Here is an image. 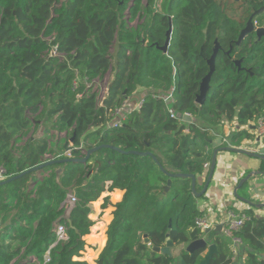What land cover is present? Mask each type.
I'll use <instances>...</instances> for the list:
<instances>
[{"label": "trees", "instance_id": "1", "mask_svg": "<svg viewBox=\"0 0 264 264\" xmlns=\"http://www.w3.org/2000/svg\"><path fill=\"white\" fill-rule=\"evenodd\" d=\"M231 1L243 7L237 18L230 16ZM263 5V0H146L145 5L143 0H0V182L45 163L46 155L65 159L44 140L14 146L30 126L29 115L54 119L58 132L75 135L71 159L107 145L149 152L169 174L202 176L216 149L210 131L219 129L223 119L242 127L264 118V38L257 41L251 33L236 45L248 19ZM127 14L142 23L128 28ZM170 22L163 54L159 48ZM253 23L264 27V12ZM215 41L219 50L210 89L204 104L197 105ZM54 49L60 58L50 54ZM109 71L107 94L98 105L88 85ZM138 91L144 96L141 108L125 112L118 128H108ZM151 93H171L173 101L167 106ZM185 114L193 123L182 121ZM55 167L62 173L57 175ZM47 170L42 179L32 172L0 185V264H87L73 258L84 250L93 226L90 205L107 182L108 192L117 189L124 195L115 205L96 264H174L152 249L167 240L185 245L203 235L195 227L204 216L196 209L191 181L172 179L164 193L168 177L151 157L102 148L85 164ZM69 195L77 199L69 213L72 229L61 220ZM242 214L247 221L234 236L251 250L248 264H264L257 258L264 254V219L250 210ZM58 225L66 228L64 240L56 238ZM221 242L215 240L217 252L209 264L231 263V247ZM201 253H183L182 258L198 264Z\"/></svg>", "mask_w": 264, "mask_h": 264}, {"label": "crops", "instance_id": "2", "mask_svg": "<svg viewBox=\"0 0 264 264\" xmlns=\"http://www.w3.org/2000/svg\"><path fill=\"white\" fill-rule=\"evenodd\" d=\"M139 99L143 96L142 91H138ZM133 97L127 98L124 102V107L121 109L118 115L113 117L107 127H113L115 123L121 122V117L123 114L129 110H132L136 105ZM185 122V121H183ZM187 123V122H186ZM256 123L251 122L247 126L237 127L235 122H227L222 120V126L216 129L214 132L210 131V135L214 137L212 141V147L218 148L222 146L230 147L233 149H242L247 152L257 153L264 156V139L259 138L256 132ZM235 135L234 139L231 137ZM61 138L64 135L58 134ZM62 136V137H61ZM226 142L223 143V140ZM209 167L206 168L204 174L197 178L196 186H198L197 191H201L207 178ZM262 171L264 172V161L261 159L252 158L249 155H244L238 152L224 151L217 155V163L213 178L209 184L208 190L204 196L201 198H196L195 202L196 209L203 213L204 218L212 222V228H210L211 237L216 240L224 241L219 246L229 245L233 252H238L239 248H243L241 244L236 248L230 237H225L224 228L220 229L221 233L216 234L215 229L219 225H224L229 212L240 213L245 210H250L253 212L255 218L264 219V178L261 180L252 179L251 184L253 185L254 192L249 195L248 200H251L255 205H260L256 207H249L240 201L235 200L232 195V189L239 183V181L250 172V171ZM62 173V170H61ZM110 183H105V192L90 205V213L88 216L89 221L93 223L90 229V234L84 237V250L80 252L79 257L73 258V261L85 262L87 264H96L98 256L105 248L107 243V229L113 219V212L115 211V205L120 203L124 191L113 190L108 192L107 188ZM244 187V186H243ZM243 187L238 191V194L244 198L246 190ZM106 201V202H105ZM231 210V211H230ZM203 235H201L202 237ZM207 237V236H206ZM184 245L183 248H185ZM175 252L181 253L183 250L179 246H173ZM225 249V247H223ZM206 251L200 254V260L205 256ZM234 255V254H233ZM264 255V254H261ZM241 256V255H240ZM235 257V261L239 264L243 261V257ZM243 256V255H242ZM180 258L176 259V262ZM234 259V258H233ZM175 264V260H174Z\"/></svg>", "mask_w": 264, "mask_h": 264}, {"label": "water", "instance_id": "3", "mask_svg": "<svg viewBox=\"0 0 264 264\" xmlns=\"http://www.w3.org/2000/svg\"><path fill=\"white\" fill-rule=\"evenodd\" d=\"M237 1V0H236ZM264 3V0H263ZM264 12V5L261 9H259L258 11L254 12L253 15L248 19L247 24L245 26V28L241 31L238 40L236 42V45H240L242 40L245 38L246 35L254 33L257 41H260L262 38H264V27H255L254 23H253V19L255 16L260 15L261 13ZM172 34V25L171 22L169 24V29L166 32V36H165V42L164 45L162 47H157L159 48V50L163 53V54H167V50L169 47V43H170V37ZM219 50V45L218 43L215 41V46L213 49V53L210 57V59L207 61V65H208V73L207 75L202 79L200 85H199V93L196 95L195 98V103L197 105H203L207 96V93L209 92L210 89V80L211 77L215 71V59L217 56ZM235 64L237 66H239V62H235ZM182 120L187 122V123H193V120L191 119V117H185L184 115L182 116ZM75 136V135H74ZM74 136L71 138V142H73L74 140ZM102 148H107V149H112L115 150L119 153H123V154H132V155H136V156H140V157H151L159 166V169L162 171V173L164 175H166L168 177L167 183L166 185L163 187L164 193L169 191V188L171 186V180L172 179H189L191 181V193L194 195L195 198H201L202 196L205 195V193L208 190L209 184L213 178V174L215 172V168H216V163H217V155L221 152L224 151H232V152H238L244 155H249L252 158L255 159H261L264 161V156L257 154V153H251V152H247L244 151L242 149H233L230 147H218L214 150L213 155H212V159H211V163L209 165V170L207 173V178L206 181L204 183V186L202 188V190L200 192L196 191V183H197V178L193 175H188V174H169L167 173L161 166L160 164L156 161V159L153 157V155L149 152H145V153H139V152H123L120 151L118 148L112 147V146H107V145H101L98 147H94L92 149H89L87 151H85V156L80 158V159H71V158H66V159H58V160H52V161H48L46 163H43L39 166H36L32 169H29L27 171H24L22 173H20L19 175L12 177L6 181H1L0 185L9 183L11 181H14L16 179H19L21 177H23L24 175H27L29 173L32 172H37L39 170H42L44 168H47L49 166L52 165H62V164H68V163H80V164H85L90 156L92 154H94L95 152L101 150ZM60 170L56 171V174H59ZM264 178V172L262 171H250L245 178L241 179L239 181V183L232 189V195L235 198V200L240 201L241 203L249 206V207H258L260 205H255L254 203L251 202V200H248L244 197H242L241 195L238 194V191L243 187L246 186L248 188V192L249 193H253L254 192V188L253 185L251 184L252 179H256V180H261ZM67 200V199H66ZM63 208V205H62ZM61 220H64L67 225L69 226V228L72 229V225H71V221L69 218V214H65L63 217H61ZM223 224L219 225L216 229H215V233L216 234H220L221 231L220 229L223 228ZM169 227H171V225H169ZM211 229H207L204 233L203 236L201 237V239L190 242L185 244L186 247H184V245H179V247L181 248L180 250H183L181 253L175 252V249L173 248V244L170 240H167L165 245L161 248H153L152 250L158 254H162V255H166L169 258H172L175 260V264H187L185 262V260L182 258V254H189L192 255L194 252H196L197 250H201V252H205L206 254L203 257L202 260L199 261L198 264H209L210 261L212 260L214 254L217 252V248H216V244L215 242V238L209 236L208 234H210ZM207 236V237H206ZM168 237V236H167ZM146 243L147 240H146ZM249 252H251V250H249ZM180 258L178 262H176V259ZM232 264H237V263H232ZM243 264V263H240Z\"/></svg>", "mask_w": 264, "mask_h": 264}, {"label": "rangeland", "instance_id": "4", "mask_svg": "<svg viewBox=\"0 0 264 264\" xmlns=\"http://www.w3.org/2000/svg\"><path fill=\"white\" fill-rule=\"evenodd\" d=\"M227 3L229 5L230 9L232 10V14L230 16L233 18H237V16L243 11V7L241 8V6L239 4H236L232 1L227 2ZM145 4H146V0H143V5H145ZM259 19L261 20L262 17H259ZM125 21H126V25L128 26V28L135 29L138 25H140L142 23L143 20L141 18L136 19V20H130L129 15L127 14ZM254 25H255V23H254ZM50 54L53 56H57L59 58L61 57L60 55H54L53 50L51 51ZM111 73L112 72L109 71L107 74L104 75L103 78H101L100 80H96V82L92 85V92H94L96 95V102L98 105H101L103 98L107 94V87H108L110 80L112 78ZM139 96H140L139 93L135 92L131 97H133L135 100H137V99H139ZM123 107H124V103L122 104V106L119 110H121ZM39 110H40V108H39ZM28 119L30 121V126L28 127V129L26 130V132L23 135L18 137L19 141L14 144L15 147L21 146L22 144H24L29 139L36 140V141L44 140L47 143L48 149L57 152V154H60L59 156H61V157L64 156L65 159L71 158L70 157V149L73 147V145L71 142L70 135H68L66 132H58L57 129H55L52 125V123H53L52 121H54V119H52L51 121H47V120L39 121L38 117L33 116V115L32 116L29 115ZM58 134L64 135V138L60 139V136ZM82 156L83 157L85 156L84 151H83ZM52 160H56V159H54L50 155L45 156L46 162L52 161ZM61 169L62 168L55 167L53 169V171L56 172L57 170H60L59 174H61ZM50 172H51V170H47L45 172L42 169V170L35 172L34 175L36 178L42 179L45 176H47ZM59 174H57V175H59ZM245 188H246V186L243 187V189H245ZM196 189H198V186H196ZM245 196L247 197L246 199L249 198L247 190L245 192ZM65 202L63 203V206L65 205Z\"/></svg>", "mask_w": 264, "mask_h": 264}, {"label": "built area", "instance_id": "5", "mask_svg": "<svg viewBox=\"0 0 264 264\" xmlns=\"http://www.w3.org/2000/svg\"><path fill=\"white\" fill-rule=\"evenodd\" d=\"M53 51H54V55H55V49ZM95 82L96 81L89 84L88 87H92V85ZM151 95L154 99H162L167 104V106H169L173 101L171 93H169V94L151 93ZM104 98H103V100H104ZM143 102H144V96H142L136 102V105L133 107V109L139 110L141 108V106L143 105ZM120 111L121 110L116 111V115H118ZM184 116L189 117L188 114H185ZM171 118L176 119V118H178V116L176 114H171ZM255 125H256V132L258 134V137L264 139V118H260L256 122ZM118 127H119V123H115L113 126V128H118ZM224 142H226L225 139L223 140V143ZM79 149H81V147ZM206 168H207V166H206ZM76 203H77V199L75 198V196L69 195L67 197L65 205L63 206V208L65 209V214H69L71 212V210L75 207ZM242 212H240V213L229 212L228 216L226 218V222L224 223V226H223L224 229L222 228L224 230L223 233L225 234V237H227V238L230 237L232 239L233 244L236 246V248L241 245V242L234 235L238 231H240V229L243 227L245 221H247V217L244 214H242ZM195 227L200 233H204L207 229L212 228V222L206 218L198 219L195 221ZM0 229H1V224H0ZM55 235H56L57 240H64L66 238V228L63 225H58L55 229ZM48 262H49V258H48V256H46L45 257V263H48Z\"/></svg>", "mask_w": 264, "mask_h": 264}, {"label": "flooded vegetation", "instance_id": "6", "mask_svg": "<svg viewBox=\"0 0 264 264\" xmlns=\"http://www.w3.org/2000/svg\"><path fill=\"white\" fill-rule=\"evenodd\" d=\"M224 242V241H223ZM250 250V249H249ZM249 250H247V249H245L244 247L243 248H239V250H238V252H237V250H236V253H234L233 252V249H231V251H232V257H231V259H230V261H231V263L230 264H232V263H237L236 261H235V257H237V256H240V258L241 257H243V261H241V263H243V264H248L249 263V261H248V254H246V252H248V253H251V252H249ZM234 254V255H233ZM243 255V256H242ZM234 258V259H233ZM257 258H259V259H261V260H264V255H262V256H260V255H258L257 256ZM238 264V263H237ZM240 264V263H239Z\"/></svg>", "mask_w": 264, "mask_h": 264}]
</instances>
